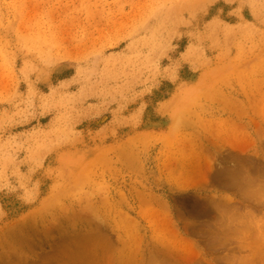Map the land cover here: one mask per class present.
Returning a JSON list of instances; mask_svg holds the SVG:
<instances>
[{"label": "rangeland", "instance_id": "rangeland-1", "mask_svg": "<svg viewBox=\"0 0 264 264\" xmlns=\"http://www.w3.org/2000/svg\"><path fill=\"white\" fill-rule=\"evenodd\" d=\"M263 149L264 0H0V264H264Z\"/></svg>", "mask_w": 264, "mask_h": 264}, {"label": "bare ground", "instance_id": "bare-ground-1", "mask_svg": "<svg viewBox=\"0 0 264 264\" xmlns=\"http://www.w3.org/2000/svg\"><path fill=\"white\" fill-rule=\"evenodd\" d=\"M246 99V98H245ZM253 102V101H252ZM233 121V120H232ZM256 121V120H255ZM180 123V122H179ZM178 123V124H179ZM251 124V123H250ZM174 125V124H173ZM175 127V126H174ZM178 127V126H177ZM177 127H175L176 129H177ZM199 130V129H198ZM210 131V130H209ZM201 134V133H200ZM213 134V133H212ZM197 135V134H196ZM224 135V134H223ZM216 136V135H215ZM214 136V137H215ZM199 137H201V135L199 136ZM198 136H196L195 137V139H192V140H189L188 141V143H190L191 141V143L193 144V145H191L192 147L190 148V151H189V153L187 154H183V157H184V159H186V160H184V163L182 164V162H181V164H182V169H183V171L182 172H184L185 174H187L185 177L186 178H184V180H186L187 178H192V179H195V178H200V179H202V178H205V180L208 178V176H209V173H210V171H209V169H210V162H209V159H208V157H207V155L204 153V152H206L205 151V149L204 148H207L206 147V144H205V146L203 147L202 145H201V142H199V140H197L196 138H199ZM225 137V136H224ZM192 138H194V137H192ZM210 138H212V137H210ZM188 139V138H187ZM190 139V138H189ZM207 139H209L208 137H207ZM213 139V138H212ZM212 139H210L211 140V142L214 140H212ZM216 140H217V138H215ZM221 139V138H220ZM225 138H223V140H224ZM186 140V139H185ZM209 140V141H210ZM223 140H221V141H223ZM230 139H228V141H229ZM151 141V140H150ZM206 141V140H205ZM208 141V140H207ZM208 141V142H209ZM226 140H224L223 142H225ZM194 142V143H193ZM210 142V143H211ZM214 142V141H213ZM185 143V142H184ZM254 143V142H253ZM217 144V143H216ZM220 144V143H219ZM223 144V143H222ZM240 144V143H239ZM215 145V144H214ZM180 146V145H179ZM188 149V148H187ZM263 152H264V149H263ZM178 154V153H177ZM180 155V154H179ZM187 155V156H186ZM198 157V161H195V159ZM175 161H176V159H175ZM180 161V160H179ZM172 161H170V163H171ZM176 162H178V161H176ZM180 163V162H179ZM179 163H176V164H179ZM172 164V163H171ZM176 164H174L173 166H175ZM176 168H178L177 166H175ZM181 169V168H180ZM178 170V169H177ZM181 171V170H180ZM209 171V172H208ZM230 172H231V175L229 174V175H223V174H219V177H218V180L219 181H221V183L223 182H225V183H228L229 184V182H230V184H231V186H233L234 187V185L236 184V179H239V180H241V185L243 186L242 187V189L244 188V189H246V194H248V196H250L251 194L249 193V192H251V193H256V198H258L259 196V198H261V199H263V196L264 195H262L261 196V194L262 193H264V181H257V180H253V179H251L249 176H248V173L245 171V169L243 168V171L240 169V170H236V168L235 167H233L231 170H230ZM229 172V173H230ZM242 172V173H241ZM174 175V174H173ZM192 179H189V180H192ZM193 181L194 180H192L191 182L193 183ZM185 182V181H184ZM197 182V181H196ZM190 183V182H189ZM191 183V184H192ZM195 183V182H194ZM193 183V184H194ZM222 183V184H223ZM199 184H201L200 182H199ZM228 184H224V185H227L228 186ZM186 185H187V183H186ZM185 185V186H186ZM196 185V184H195ZM223 185V186H224ZM237 185V184H236ZM240 186V185H239ZM246 187V188H245ZM228 188H230V186L228 187ZM248 191V192H247ZM253 194V195H254ZM259 194V195H258ZM252 196V195H251ZM254 197H255V195H254ZM254 199V198H253ZM264 201V200H263ZM165 202V201H164ZM264 203V202H263ZM262 203V204H263ZM165 208V207H164ZM166 209V208H165ZM233 212V211H232ZM244 213H242V215H243ZM251 214H253V213H251ZM168 215V214H167ZM246 215V214H245ZM249 215H250V213H249ZM215 216V215H214ZM170 217V216H169ZM169 217H167V218H169ZM216 218V217H215ZM242 219H244V218H242ZM240 217H239V215L237 214V213H233V216H232V214L230 213V216H228V217H226V220H225V222L223 223L222 222V220H220V224H218L217 226H216V228L212 231V237L214 236V241H216V242H219L221 245H224V240L225 239H227L228 237H231V236H233V235H235V236H238V235H241L242 234V230L241 229H238L235 225H232L233 224V220L234 221H237V223L238 222H241V220H242ZM252 219V218H251ZM255 219V218H254ZM169 221H170V219H169ZM243 221V220H242ZM246 221V220H245ZM255 221H258V220H255ZM244 222V221H243ZM253 222V221H252ZM170 223V222H169ZM240 224V223H239ZM239 224H237V225H239ZM243 224V223H242ZM245 224V223H244ZM243 224V225H244ZM242 225V226H243ZM229 226V227H228ZM233 226H234V228H233ZM241 226V227H242ZM243 229V228H242ZM261 230V229H260ZM264 230V229H263ZM239 231H241L240 232V234H239ZM261 233V232H260ZM211 234V233H210ZM209 235V234H208ZM207 235V236H208ZM232 238H234V237H232ZM231 238V239H232ZM228 242V241H227ZM225 246V245H224ZM257 248V247H256ZM252 249H255V248H252ZM250 251H251V249H250ZM197 253V252H196ZM253 256V255H252Z\"/></svg>", "mask_w": 264, "mask_h": 264}]
</instances>
